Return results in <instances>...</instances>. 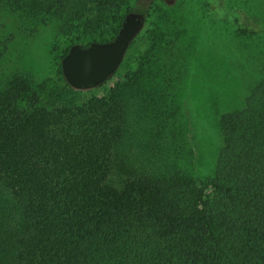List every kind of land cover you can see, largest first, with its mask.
<instances>
[{
  "label": "trees",
  "instance_id": "1",
  "mask_svg": "<svg viewBox=\"0 0 264 264\" xmlns=\"http://www.w3.org/2000/svg\"><path fill=\"white\" fill-rule=\"evenodd\" d=\"M139 1L0 0L28 35L52 24L62 82L15 75L0 88V264H264V65L242 107L218 117L212 175L195 177L178 102L188 0ZM231 3L200 6L241 36L264 33ZM136 11L121 76L82 98L60 59L110 41Z\"/></svg>",
  "mask_w": 264,
  "mask_h": 264
},
{
  "label": "rangeland",
  "instance_id": "2",
  "mask_svg": "<svg viewBox=\"0 0 264 264\" xmlns=\"http://www.w3.org/2000/svg\"><path fill=\"white\" fill-rule=\"evenodd\" d=\"M201 1L188 0L184 5L185 44L191 51L186 53L187 74L178 89L191 150L190 168L199 179L212 175L221 147L218 117L242 107L264 65V33L237 34L227 19L205 16ZM144 4L145 0L138 2V6ZM230 7L239 14L240 22L264 26V0H232ZM132 14L140 15L137 11ZM7 37L9 42L0 53V88L15 75L33 84L62 85L57 74L58 48L54 50L61 40L55 37L52 24L39 26L28 35L11 18L0 14V41ZM121 74L112 75L98 87L81 91V97L104 96Z\"/></svg>",
  "mask_w": 264,
  "mask_h": 264
},
{
  "label": "water",
  "instance_id": "3",
  "mask_svg": "<svg viewBox=\"0 0 264 264\" xmlns=\"http://www.w3.org/2000/svg\"><path fill=\"white\" fill-rule=\"evenodd\" d=\"M143 25L142 15L130 13L123 18L110 41L93 42L86 47L71 46L59 61L64 82L76 91L90 90L104 83L117 70Z\"/></svg>",
  "mask_w": 264,
  "mask_h": 264
}]
</instances>
